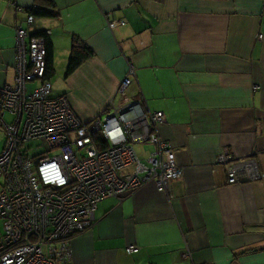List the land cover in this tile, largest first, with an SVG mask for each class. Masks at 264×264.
<instances>
[{
	"label": "crops",
	"instance_id": "crops-1",
	"mask_svg": "<svg viewBox=\"0 0 264 264\" xmlns=\"http://www.w3.org/2000/svg\"><path fill=\"white\" fill-rule=\"evenodd\" d=\"M46 1L0 0V85L14 81L15 26ZM51 1L33 26L50 31L57 95L84 122L102 117L130 62L182 168L165 194L146 184L102 200L66 264H264V0ZM74 36L93 54L65 78Z\"/></svg>",
	"mask_w": 264,
	"mask_h": 264
},
{
	"label": "built area",
	"instance_id": "built-area-1",
	"mask_svg": "<svg viewBox=\"0 0 264 264\" xmlns=\"http://www.w3.org/2000/svg\"><path fill=\"white\" fill-rule=\"evenodd\" d=\"M34 21L28 14L24 27L15 26L14 81L0 85V264H66L71 238L93 225L102 200L146 184L165 194L182 177L174 149L158 134L164 113L142 108L134 66L127 63L102 117L84 122L41 79L45 41ZM33 81L38 85L28 91ZM135 144L154 149L141 158ZM217 162L227 183L242 179L230 155L219 154Z\"/></svg>",
	"mask_w": 264,
	"mask_h": 264
},
{
	"label": "trees",
	"instance_id": "trees-1",
	"mask_svg": "<svg viewBox=\"0 0 264 264\" xmlns=\"http://www.w3.org/2000/svg\"><path fill=\"white\" fill-rule=\"evenodd\" d=\"M46 3L53 7L54 4L51 0L46 1ZM42 8V7H33L28 11V14L35 17H52L55 15L52 8ZM44 37L45 41V67L44 74L41 77L42 81H48L54 77L55 69L53 65V47L49 41V34L45 32L37 33ZM93 52L76 36L72 38L70 53L67 61V67L65 70V78L71 75L85 60L92 56Z\"/></svg>",
	"mask_w": 264,
	"mask_h": 264
},
{
	"label": "rangeland",
	"instance_id": "rangeland-1",
	"mask_svg": "<svg viewBox=\"0 0 264 264\" xmlns=\"http://www.w3.org/2000/svg\"><path fill=\"white\" fill-rule=\"evenodd\" d=\"M59 79H61V77H59ZM56 80H57L56 76L54 75V77L50 80V84L52 85V87L55 86ZM37 85H38L37 81L27 83L28 91H32V89H34ZM55 87L52 89V92H51L52 96H58L57 94H59L57 91L54 90ZM5 118L8 119L9 118L8 115H6ZM3 144H4V134L0 131V152L3 148ZM151 147L152 146L148 144H135L134 145V149L136 153L139 156H141V158L147 156V153L151 151ZM1 185H2V181L0 180V186ZM0 229H1V221H0Z\"/></svg>",
	"mask_w": 264,
	"mask_h": 264
}]
</instances>
